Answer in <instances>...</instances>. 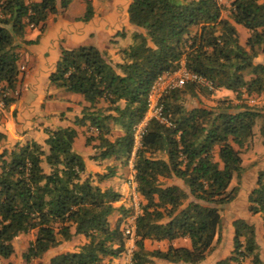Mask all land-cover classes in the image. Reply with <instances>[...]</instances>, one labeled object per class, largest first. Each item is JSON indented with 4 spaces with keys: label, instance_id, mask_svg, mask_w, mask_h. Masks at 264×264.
I'll return each mask as SVG.
<instances>
[{
    "label": "trees",
    "instance_id": "1",
    "mask_svg": "<svg viewBox=\"0 0 264 264\" xmlns=\"http://www.w3.org/2000/svg\"><path fill=\"white\" fill-rule=\"evenodd\" d=\"M72 0H0V102L16 100L21 73L20 44L28 27L42 33L47 19L63 12ZM85 12L77 20L93 16L92 0H83ZM130 0L128 23L138 32L123 51V62L112 64L94 46L60 50L49 83L83 96L88 106L75 125L86 122L97 132L101 158H127L132 146L131 127L145 111L146 95L162 73L184 67L205 80L212 89L188 83L163 98L173 126L152 120L136 153L134 180L141 197L135 225V264H154L150 257L171 264H200L219 240L220 210L236 199L243 176L242 151L247 147L258 119L264 135V108L248 104V97L264 94V0ZM227 10L228 16L222 13ZM235 25L249 35L239 43ZM122 35V33H119ZM235 94L214 106H184L186 96L211 95L218 89ZM245 94L247 98H243ZM104 102L106 107L98 108ZM123 130L110 141L109 122ZM43 144L31 141L0 152V257L10 258L14 241L32 234L21 254L26 264L46 255L48 264H110L120 258L127 237L122 225L128 213L125 203L114 227L110 215L117 210L120 194L101 188L84 177L82 156L73 149L75 129L47 130ZM164 156V158H163ZM111 172L96 175L102 181ZM181 180L186 190L165 179ZM236 179L237 185L231 186ZM245 210L264 228V167L247 192ZM232 250L214 264H264V247L257 242L256 225L243 217L232 223ZM82 235L73 251L49 255V250ZM186 238L189 247L169 244L165 251H147L144 241ZM108 259V261H105Z\"/></svg>",
    "mask_w": 264,
    "mask_h": 264
},
{
    "label": "crops",
    "instance_id": "2",
    "mask_svg": "<svg viewBox=\"0 0 264 264\" xmlns=\"http://www.w3.org/2000/svg\"><path fill=\"white\" fill-rule=\"evenodd\" d=\"M130 0H92L93 16L88 21H80L85 12L83 0H72L68 7L60 13L51 15L47 21L42 33L37 28L26 29L25 40L38 41L35 44H20L17 50L20 58L19 67H24V73H21L16 90L9 95L16 96V100L8 106L0 103V152L10 150L16 144L24 145L27 142H37L43 144L47 138V130H54L58 127H71L76 131V137L73 141V149L80 154L84 160V177L91 176L94 183L101 188L110 187L120 194V199L114 204L115 210L109 217L111 227H114L120 219L122 210L126 203L128 187L126 179L130 171L122 157L110 156L101 158L99 154L103 148L98 146V140L93 139L87 143L86 138L94 136L89 134L90 126L88 122L83 125H75V120L82 116V109L88 106L83 96L77 93L68 92L57 88L49 83V74L54 71L56 62L60 57L61 48L73 49L78 46H94L106 59L112 64L123 62V51L131 44V35L138 30L128 23L127 6ZM227 8L226 0H220ZM75 2V3H74ZM77 2V3H76ZM74 4L71 8L70 6ZM70 8V10H69ZM227 18L228 11L222 13ZM239 35V43L245 45L249 35L248 31L240 25H235ZM119 33H122L120 35ZM257 62H264L263 56H257ZM211 102H206L209 106H214L220 100H235V94L230 90L221 88L208 95ZM243 98H247L245 94ZM252 98L254 104L259 105V97ZM205 102L200 93L195 96H186L184 106L189 108L196 106L209 107L202 105ZM98 108L106 107L104 102L97 104ZM110 135L108 138L113 141L116 137L123 135L120 126L109 122ZM164 158V156H163ZM111 175L102 181H97L96 175L106 172ZM166 184H175L186 190L181 180L169 178L164 180ZM24 235L19 236L18 238ZM33 238L29 234L26 244L20 251L18 260L14 254L8 258L0 257V264H26L21 254L26 249L27 243ZM84 242L82 235L74 236L69 242L62 243L56 248L49 250V255L73 251L77 246ZM169 244L173 246L189 247V240L179 238L169 243L167 240L154 241L145 240L144 248L147 251L161 250L165 251ZM14 245V244H13ZM48 257L43 256L30 264H48ZM154 264H171L160 259L150 257ZM108 261V259H105ZM206 259L200 263L205 264ZM110 264H123L121 258L110 259Z\"/></svg>",
    "mask_w": 264,
    "mask_h": 264
},
{
    "label": "built area",
    "instance_id": "3",
    "mask_svg": "<svg viewBox=\"0 0 264 264\" xmlns=\"http://www.w3.org/2000/svg\"><path fill=\"white\" fill-rule=\"evenodd\" d=\"M20 70L23 71L24 67H20ZM188 83L207 87L209 90L212 89L207 80L187 70L184 67L183 62H181L180 67L177 70L162 73L154 80L146 95L145 111L141 118L131 127L132 146L127 158V167L130 171V175L126 179V185L128 187L126 196L128 213L124 218V223L122 225V231L124 236L127 237V242L120 256L123 264H135L133 260V252L135 250V225L141 211V197L137 191V186L134 180L136 153L141 147L142 139L147 131L150 121L154 120L166 127L173 126L171 120L165 113L163 98L171 94L173 91L184 87ZM247 102L248 104H254L255 101L250 98ZM96 132V128L90 127L89 134L94 135Z\"/></svg>",
    "mask_w": 264,
    "mask_h": 264
},
{
    "label": "rangeland",
    "instance_id": "4",
    "mask_svg": "<svg viewBox=\"0 0 264 264\" xmlns=\"http://www.w3.org/2000/svg\"><path fill=\"white\" fill-rule=\"evenodd\" d=\"M73 5L74 4H72L70 8ZM201 95L205 100V102H202V105H208L206 102H211L209 96L203 94ZM258 100V107L264 108V94L260 95ZM261 125L262 120L258 119L254 127L253 136L249 141L247 147L241 153L244 173L241 179V183L238 185L239 193L236 199H234L227 206L222 207L220 210L222 225L219 231V240L218 242L214 243L211 253L206 258L205 264H214L217 260L229 255L230 251L232 250L233 235L231 223L235 218L243 217L251 222H254L256 225L257 242L260 245L261 249L264 247V228H262L256 216H251L250 214H247L245 210L246 194L255 184V177L257 171L264 167V135H262L260 132ZM235 185H237L236 179H234L231 183V186ZM28 235L29 234L24 235L14 241V246L17 251L14 255V262L15 259L18 260L20 251L23 249L24 245L27 242L26 238L28 237ZM9 264L13 263L11 262Z\"/></svg>",
    "mask_w": 264,
    "mask_h": 264
}]
</instances>
